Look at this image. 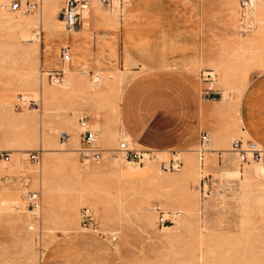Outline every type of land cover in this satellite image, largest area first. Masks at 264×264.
<instances>
[{"label":"rangeland","instance_id":"rangeland-1","mask_svg":"<svg viewBox=\"0 0 264 264\" xmlns=\"http://www.w3.org/2000/svg\"><path fill=\"white\" fill-rule=\"evenodd\" d=\"M14 2L20 3L19 12L10 11ZM29 2L38 3L34 12H25ZM65 2L0 0V19L25 18L36 22L25 30L12 27L0 32V98L12 93L7 107H0V195L18 194L12 202L14 206L9 204V211H0V264H264V176L259 172L264 167V156L259 164L239 165L230 152L231 142L239 136L249 140L240 131L238 106L252 81L250 74L264 72L261 19L249 14L241 26L236 6L233 26L242 40L239 61L235 57L221 73L210 74L211 81L202 80L203 92L219 95L218 100H213L221 107L220 115L229 118L228 125L236 128V135L224 143L221 131H200L191 148L166 152L164 157L158 155V161L144 163L140 166L142 171L133 173L125 169L126 162L116 152L121 141L129 143L116 119L126 80L113 73L106 77L86 74L87 80L79 83V88L69 90L66 79L60 85H52L55 80L46 75L62 73V69L49 70L46 62L54 51L55 59L58 55L61 58L62 50H58L56 43L61 34L67 33L61 16ZM90 3L101 8L98 0ZM122 5V1L113 0L112 10L101 9L117 16ZM257 6H264V0L258 1ZM41 13L44 20H40ZM25 33L40 40L36 56L29 50L33 41L20 40ZM59 62L62 67L60 59ZM63 71L66 76L71 74L67 67ZM25 74L31 82L27 88L22 87ZM95 77L97 83L93 82ZM92 88L95 93L90 92ZM46 92L49 96L41 99L40 95ZM20 97L25 102H20ZM29 100L36 102V106L28 104ZM16 105L21 106L19 110L14 109ZM23 114L34 124L24 128L8 123ZM97 122L110 126V131L99 132ZM67 126H73L80 134H97L102 150L100 162L82 161L78 155L80 144L73 151L63 145L66 141L60 136L67 134ZM11 140H15L14 145ZM129 146L132 147L130 143ZM12 150L20 151L23 168L9 174L5 163ZM37 151L40 158L33 163L29 154ZM172 156L181 161L180 171L162 172L159 162ZM113 165L122 167L119 174L109 171ZM147 167L153 168L150 175L145 173ZM201 168L205 173L200 175ZM245 169L258 171L255 180L233 176ZM23 179L28 180L26 187ZM26 191L39 192L41 206L50 204L47 223L41 207L39 224L31 219L23 201ZM78 195L83 202L67 225L63 207ZM141 201L146 204L145 213L136 207ZM84 210L92 215L94 228H83ZM158 212L176 218L173 223L162 224L158 222ZM17 217L19 221L14 223L13 218ZM29 227L33 230L29 231Z\"/></svg>","mask_w":264,"mask_h":264},{"label":"crops","instance_id":"crops-1","mask_svg":"<svg viewBox=\"0 0 264 264\" xmlns=\"http://www.w3.org/2000/svg\"><path fill=\"white\" fill-rule=\"evenodd\" d=\"M239 1L128 0L117 16L93 3L77 30L57 40L70 61L55 59L54 51L47 68L62 69L69 90L94 73L125 79L116 119L134 149L165 153L191 148L200 131H221L227 143L236 128L220 115L221 107L209 97L213 93L203 92L202 80L211 81L210 74L221 73L235 57L239 61L242 40L231 19ZM249 77L238 106L240 131L264 151V72ZM97 124L99 132L110 131ZM66 130L63 145L76 150L80 133L73 126Z\"/></svg>","mask_w":264,"mask_h":264},{"label":"built area","instance_id":"built-area-1","mask_svg":"<svg viewBox=\"0 0 264 264\" xmlns=\"http://www.w3.org/2000/svg\"><path fill=\"white\" fill-rule=\"evenodd\" d=\"M122 4H126L128 0H120ZM255 1L260 0H240L239 1V10L242 18L241 26H244L243 20L246 19V14L253 8ZM121 3V2H120ZM98 4L101 8H106L112 10L113 0H98ZM91 7L90 0H66L64 7L61 11L62 21L67 32H72L76 30L85 20L86 15L88 14ZM38 8V3L29 2L25 5V12H34ZM1 10H4V7H1ZM21 10V5L19 2H14L10 5V11L19 12ZM249 28V26H248ZM61 59L63 62L67 63L70 61V54L66 48L62 49ZM48 77H52L55 81L61 80L60 73H54ZM51 78V80H52ZM94 83L98 82L97 78L93 79ZM20 102H25L23 97L18 99ZM32 103L33 106H36V102L29 100V103ZM20 105L14 107L15 110L20 109ZM80 148L78 150V155L82 161H95L100 162L102 159V150L97 147L98 136L95 132L85 131L80 134ZM66 134H61L60 139L62 141L67 140ZM116 152L121 155L124 161L129 165L143 166L144 163L151 161H158V152L148 151V150H137L129 146V143L126 141H121L118 145ZM230 152L236 158L239 165L244 164H259L263 160L264 151L256 143L245 140L243 138H237L231 142ZM40 158V152H31L29 154V160L33 163H38ZM159 167L162 172H179L182 163L176 157L172 156L167 161H160ZM28 180L23 179L22 184L26 187ZM23 201L26 204V207L30 213L31 219L38 225L40 222V207H41V195L39 192L26 191L23 194ZM156 211H158L156 209ZM176 216L173 214L165 215L158 212V222L166 223L172 222L175 220ZM81 224L83 228H94V220L92 215L84 210L81 215ZM33 227H29V231H32Z\"/></svg>","mask_w":264,"mask_h":264},{"label":"bare ground","instance_id":"bare-ground-1","mask_svg":"<svg viewBox=\"0 0 264 264\" xmlns=\"http://www.w3.org/2000/svg\"><path fill=\"white\" fill-rule=\"evenodd\" d=\"M257 2L255 1V4H254L253 8L248 12V14H246V17L249 14L251 16H258L261 19L260 23L262 25V31H264V6H260V7L257 6ZM44 19H45V17L41 13L40 20H44ZM231 19H232V24H234L235 23V14L232 15V18ZM59 22L62 24L61 21H59ZM35 24H36V22L34 20H32V19H25V18L12 19V18L1 17V19H0V32L3 29L12 28V27L21 28V29H24L25 30L26 27H28L30 25H35ZM252 25H253V23H252ZM21 39L23 41H28V40L33 41V43L31 44V46L29 48V50L31 51V53L34 56H36L37 53H38V45L40 43L39 38L37 36H35V35L29 36V35H27L25 33L24 35H22L20 37V40ZM45 45L46 46H45V49H44V56H45V58H47L46 56H47V54L49 52L48 40H46ZM45 62H46V60H45ZM46 75L47 76H50V75H53V74L46 73ZM95 78H97V77H95ZM52 80H54V79L52 78ZM62 82H63V80H60L58 82L57 81H54V82H52V85H60ZM30 85H31V82H30L29 76L27 74H25L24 75V81H23L22 87L27 88V87H30ZM90 92L91 93H95V91H94L93 88L90 89ZM48 96H49V94H48V92H46V93L43 94V96L40 95V98L41 99H46ZM8 100L9 101L12 100V93H10L9 95H7V98H5V97H1L0 98V107L1 108H6L7 105H8ZM8 123L9 124L11 123L14 126H20V127H24L25 128L27 126L33 125L34 124V120L29 121L28 118L26 117V115L23 114V115H20L19 117H16V118L11 119L10 122L8 121ZM42 123H43V126L46 127L47 122H44V118H43ZM84 129H86V128H82V130H84ZM10 143H11V145H14L15 144V140H11ZM41 151H44V150L41 149ZM71 151H73V150H71ZM12 152L13 153H12L10 159L8 160V162L5 163L6 164V167H7V172L9 174L10 173L11 174L17 173V172L21 171L22 168H23L22 161L20 160L21 157L19 155V152L20 151L19 150H12ZM158 155L164 157V156H166V152L165 153H160L159 152ZM24 156L25 155H23V157ZM159 156H158V158H159ZM198 167H200V166H198ZM121 168L122 167H120L118 165H113L109 171L112 172V173L119 174L120 171H121ZM190 168H191L190 166H186V169H190ZM125 169L126 170H129L130 172L137 173V172L142 171L143 168L140 167V166H137V165H129V164H127V166H126ZM152 171H153V168L152 167H147V170H146L145 173L147 175H150L152 173ZM259 172L264 176V167L263 166H262V168H260ZM33 173H35V172H31V174H33ZM204 173H205V169L201 168L199 174L201 175V174H204ZM257 173H258V171H256V170H255V173H254V172L250 171L249 169H245L243 172H238V171L234 172L233 173V176H236V177L244 176V179L245 180H253V179L255 180V177H256V174ZM157 184H159V182H157ZM12 192H14V191H12ZM17 199H18V194L17 193H9L6 196H4V195L2 196V193H1V195H0V211L1 212L4 211V210L9 211L8 210L9 204L10 203L12 204V202L16 201ZM82 202H83V197L80 196V195H78V196L74 197L73 199H71L66 204V206L63 207L64 208L63 219H64V223L65 224L70 225V218L72 217V215H75V216L77 215L78 206ZM145 205L146 204L143 201H141V202H139L137 204L136 207L138 209H140V211L144 212ZM41 212H42V214L44 216V219H45V221L47 223L48 222V219H50V216H51L50 204L44 203L43 206H41ZM13 220L15 221L14 223H16V222L19 221V217L13 218ZM165 229H169V227H166ZM65 233H66V231H65ZM200 259L201 258H199V260Z\"/></svg>","mask_w":264,"mask_h":264},{"label":"water","instance_id":"water-1","mask_svg":"<svg viewBox=\"0 0 264 264\" xmlns=\"http://www.w3.org/2000/svg\"><path fill=\"white\" fill-rule=\"evenodd\" d=\"M210 99H215L218 100L219 99V95L218 94H210Z\"/></svg>","mask_w":264,"mask_h":264}]
</instances>
